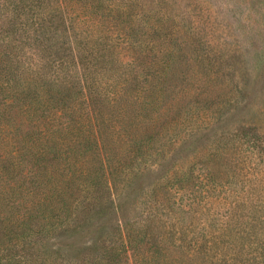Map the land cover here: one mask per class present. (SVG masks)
<instances>
[{"label":"trees","instance_id":"16d2710c","mask_svg":"<svg viewBox=\"0 0 264 264\" xmlns=\"http://www.w3.org/2000/svg\"><path fill=\"white\" fill-rule=\"evenodd\" d=\"M118 7L0 0V264H175L199 256L195 242L168 255L150 224L139 222L132 236L127 227L137 222L125 219L114 223L118 238L110 223L78 250L49 244L85 230L91 212L113 204L116 183L138 158L156 155L148 146L164 130L152 118L163 75L150 69L159 64L140 59L129 41L104 44L109 56L90 41L109 37L102 23Z\"/></svg>","mask_w":264,"mask_h":264},{"label":"rangeland","instance_id":"374dc122","mask_svg":"<svg viewBox=\"0 0 264 264\" xmlns=\"http://www.w3.org/2000/svg\"><path fill=\"white\" fill-rule=\"evenodd\" d=\"M109 1L119 6L102 23L111 34L90 41L107 56L104 44L129 41L159 64L150 69L163 75L152 118L164 130L148 146L156 155L116 183L113 204L49 244L78 250L110 223L118 238L114 223L125 219L137 222L132 236L150 224L168 255L198 245L195 261L175 264H264V0ZM204 172L202 184L189 182Z\"/></svg>","mask_w":264,"mask_h":264}]
</instances>
